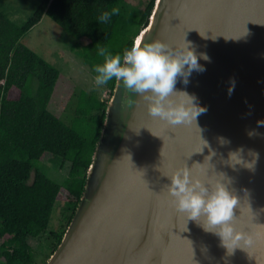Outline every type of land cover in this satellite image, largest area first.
Segmentation results:
<instances>
[{"label":"water","instance_id":"obj_1","mask_svg":"<svg viewBox=\"0 0 264 264\" xmlns=\"http://www.w3.org/2000/svg\"><path fill=\"white\" fill-rule=\"evenodd\" d=\"M138 38L172 51L188 43L210 57L198 60L205 71L175 84L207 109L196 119L201 131L152 117L147 102L116 80L81 203L45 264H264V126L257 123L264 121V0H155ZM202 139L209 147L199 152ZM240 148L246 162L250 150L259 154L253 170L230 165L229 153ZM183 167L237 196L234 226L251 236L250 246L229 255L218 236L176 210L166 186Z\"/></svg>","mask_w":264,"mask_h":264},{"label":"trees","instance_id":"obj_2","mask_svg":"<svg viewBox=\"0 0 264 264\" xmlns=\"http://www.w3.org/2000/svg\"><path fill=\"white\" fill-rule=\"evenodd\" d=\"M154 5L155 0H143L141 5H130L127 0H41L22 25L0 11V81L5 82L0 85V264H34L28 238L47 230L54 207L61 201L68 206L65 225L52 232V253L57 249L81 203L109 100L79 90L73 119L65 123L53 113L51 104L57 88L68 80L23 45L21 38L48 16L80 41L82 62L96 76L95 67L104 62L97 45L123 55L147 24ZM111 7H119V14L98 23V16ZM67 83L65 98L71 100L75 91ZM115 84L113 79L105 85L109 98ZM46 155L61 166L70 164L64 183H57L36 165Z\"/></svg>","mask_w":264,"mask_h":264},{"label":"clouds","instance_id":"obj_3","mask_svg":"<svg viewBox=\"0 0 264 264\" xmlns=\"http://www.w3.org/2000/svg\"><path fill=\"white\" fill-rule=\"evenodd\" d=\"M119 12V7H111L110 11L102 12L97 21L107 23ZM97 54L104 57V62L94 69L97 73L95 83L106 85L113 79L122 81L127 89L139 94L147 102V110L152 117H158L173 126L180 124L196 126L197 117L207 111L205 107L199 106L195 96L187 92L175 91L178 77L183 78V82L187 84L188 77L193 71L206 70L199 64V59L211 62L207 53H196L188 43L182 49L172 51L160 41L142 44L141 39L138 38L123 55H113L107 48L99 45H97ZM234 86L232 81L229 95L234 90ZM257 123L258 126H264V121ZM200 131L199 129V133ZM248 135L251 137L258 133L251 131ZM218 139L222 145L230 143L226 138ZM205 147H209L206 141L199 152ZM243 151V148H240L229 153L228 161H233L230 165L234 167L240 164L253 170L259 154L250 150L254 159L246 162L241 156ZM215 155L216 153L209 149V155L205 160L210 161ZM221 175L224 176L222 173ZM168 177L171 184L166 186L167 193L174 198L176 210L184 214L187 220L200 223L204 231L218 236L221 246L229 255L235 249L243 248L241 245L250 246L253 243L251 236L234 226L236 220L234 209L238 207L240 200L225 183L217 181L214 186H210L193 176L187 167L176 169Z\"/></svg>","mask_w":264,"mask_h":264},{"label":"rangeland","instance_id":"obj_4","mask_svg":"<svg viewBox=\"0 0 264 264\" xmlns=\"http://www.w3.org/2000/svg\"><path fill=\"white\" fill-rule=\"evenodd\" d=\"M41 0H0V11L17 25H22L37 9ZM130 5H141L143 0H127ZM23 45L57 68L67 82L73 86L71 100H66L67 82L61 83L51 110L65 123L70 124L75 114L76 97L79 90L95 92L101 99H109V89L105 85H97L95 76L86 67L79 54L81 43L71 34L58 26L51 18L44 15L20 40ZM69 85V84H68ZM70 87V85H69ZM36 165L57 183H64L68 177L70 164L61 162L46 155ZM33 178V173H32ZM31 178V179H32ZM68 204L57 202L51 215L47 230L38 237L28 238V243L35 252L34 264H43L49 259L55 242L52 232L59 231L66 223L64 214Z\"/></svg>","mask_w":264,"mask_h":264},{"label":"built area","instance_id":"obj_5","mask_svg":"<svg viewBox=\"0 0 264 264\" xmlns=\"http://www.w3.org/2000/svg\"><path fill=\"white\" fill-rule=\"evenodd\" d=\"M5 84L4 80L0 81V85L3 86Z\"/></svg>","mask_w":264,"mask_h":264}]
</instances>
